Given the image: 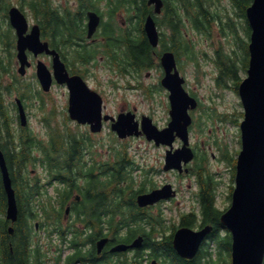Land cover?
Wrapping results in <instances>:
<instances>
[{
  "label": "flooded vegetation",
  "instance_id": "obj_1",
  "mask_svg": "<svg viewBox=\"0 0 264 264\" xmlns=\"http://www.w3.org/2000/svg\"><path fill=\"white\" fill-rule=\"evenodd\" d=\"M74 1L76 4L75 9L70 7L69 2L60 4L59 0H42L41 16L39 19L36 18V22H30L31 27L29 31L33 25L38 24L40 26L41 39L47 44V49H44V51L38 54L28 50L31 66L28 67L27 74L25 75L27 76L29 73L33 72L32 78L37 82L38 89L30 92L26 90V93L23 95L17 92V94L14 95V100L11 101L9 106V110L14 114L15 123H17V137H19V135L21 136L22 131L25 130L27 132L29 131L28 135L31 134L33 137L37 138L35 134L30 133L33 129V120L40 129L42 128L47 132V136H49L50 130L59 129L62 131L63 136L66 137L63 141L64 145L70 146L74 144V150L77 152L82 149V158L79 161H73L75 162L74 171L79 170L80 166H82L86 169H91L92 172L91 176H89L90 173L87 171L83 170L80 172L81 175H77L75 181L72 182V185L76 186L74 189L71 188L69 181L52 176L48 170L43 177L39 174L33 175L34 177H32L31 181L35 180V182L38 183L39 190L35 195L34 201H32L30 205L34 204V207L43 209H50L51 204L59 207L63 205V208H61L63 209V217L58 223L59 233L54 240L57 244L49 241L48 246L45 247L46 253L49 254V258L53 264H162L160 256L161 252L165 253V251H161L160 247L157 245L164 238L170 236L172 232L174 233L176 224H171L169 220L161 219L160 206L165 202L178 199L181 190L176 187L175 183L170 182L177 191L175 197L140 206L137 203L138 195L150 192L169 182L163 181L157 183L153 179L156 170L150 168L139 182V192L136 196L134 195L137 209L142 213L141 218H125L119 213L116 217H113L114 206L122 200L126 203L130 198L126 196L130 194L127 189V181L123 183L124 195L117 192L114 193V195L112 194V190H108L109 188L107 189L105 187L111 174L110 171L113 159H116L114 153L116 151H123V149L114 148L112 144L106 142L103 144L104 147L101 148L100 146L103 141L92 137L102 134L107 127L111 129L113 124L112 117L117 118L122 112L132 111L139 120H141L145 114L139 115L136 107L128 108L129 104L118 106L116 110H111L107 92L103 88L105 82L100 80L92 69L99 65V61H102L104 62V67L111 69L113 73L111 75H115L110 77V80H108L109 83L118 84L119 81L117 79L121 80L129 76L132 77V79L128 80L130 83L128 86L136 88L142 85V81L139 80L141 73L132 69L129 74H123L111 61L109 56L110 52L108 51L110 47L109 41L111 39L109 31L112 25V20L108 15L111 7V0ZM46 7L50 9L51 13L53 12L52 14L54 16L64 17L67 12H69L71 17L80 19V21L82 20L81 25L83 31L80 29V31H73V34H71L64 23L59 25L60 22H56L53 18L52 20L49 18L50 12L45 11ZM90 11H95L100 16L99 26L92 37H88ZM80 12L83 13L80 15ZM0 14L6 16L7 24L10 25L8 12L5 13L0 11ZM78 16H80V18H78ZM124 25H126V20ZM11 30L14 35L12 59H15L18 66L19 62L16 49L18 37L13 27H11ZM1 35L2 33H0V41L3 39ZM96 49L99 50V52L95 55ZM57 56L65 63L71 76L76 74L81 75L86 83L101 96L102 117L108 116V119L103 120V130L101 132H92L91 124L81 123L77 119L71 117L69 87L67 83L58 82L54 75V63ZM39 61H43L46 64L53 76L50 89L48 90L41 87L37 77L36 69ZM159 67L162 69L161 65H159ZM151 69H153V67L148 70ZM162 74H164L163 69ZM147 75L149 76V73ZM113 77H115V79H113ZM16 78L17 75L11 74L10 83H12L13 86L15 85V88H20L17 83L13 81ZM134 78L137 80V83H134ZM158 85L160 86V81ZM55 88H58V93L54 91ZM22 89L25 90V88ZM4 94L6 96L7 93L4 92ZM4 94L2 95L4 96ZM2 95H0L1 99ZM18 97L22 100L28 116V123H26V126L21 125L20 122L19 107L15 101ZM167 100L169 101V93ZM3 109H6L5 102L0 100V111ZM35 110H39L41 114L35 113ZM147 114H149L148 111ZM71 124H75L78 128L84 127L87 131L79 134L71 129ZM61 126H64V129L68 131L62 130ZM34 132L40 137L35 130ZM72 134L75 135L76 138H69ZM81 137L84 138L81 139ZM122 141L124 142L125 140ZM48 145L52 149L51 138H49L46 146ZM81 146L83 147L81 148ZM46 149L47 148H45V150ZM32 152L39 160L44 156V150L41 148L37 149L34 147ZM77 152L75 153L76 155ZM32 171H35V169ZM150 173L151 175H149ZM175 174L184 178V174H179L177 172H175ZM92 178L99 180V182H94L93 186L105 187L102 189V193L104 194L97 197L96 193H94L90 201L85 202L84 191H86L87 187L92 185ZM197 185H199L198 180ZM51 186L54 187L52 193H49ZM190 186L192 185L190 184ZM79 187L82 190L78 189ZM198 192L199 191L194 193L196 199H199ZM5 211L6 204L3 214L5 217L2 220L7 221ZM178 224L179 226H185L182 224L181 220ZM10 225L11 222L6 225L7 232H9L8 227ZM37 229H40V225H37ZM46 232L49 233L50 228H47ZM102 241L103 245L100 247ZM9 245L11 247V241H9ZM163 264H167V262ZM168 264H172L170 260Z\"/></svg>",
  "mask_w": 264,
  "mask_h": 264
},
{
  "label": "trees",
  "instance_id": "obj_2",
  "mask_svg": "<svg viewBox=\"0 0 264 264\" xmlns=\"http://www.w3.org/2000/svg\"><path fill=\"white\" fill-rule=\"evenodd\" d=\"M164 1V12L162 17L156 16L159 27L164 26L170 30L163 29L161 32V43L163 49H171L175 51L177 58L180 60L183 54L188 55L192 60L195 59V50L191 46V43L187 39V33L189 26H192L196 30L207 31L209 27L214 23V19L217 17L213 15L209 7L212 5L213 0H163ZM253 0H231V3L239 8V14L246 18L248 25V32L250 35L251 28L247 21L246 9L252 3ZM42 0H22L20 5L22 9L25 5L35 13L36 17L40 18L42 10ZM4 9V6L0 7ZM46 7L45 11H49V18L56 22L65 24L66 28L73 34V31H83L80 19L71 17L69 12L62 17L54 16L50 9ZM237 9V8H236ZM2 12V11H1ZM7 13V7L4 9ZM120 12H125L127 17L131 21L130 26L122 28V26L116 22L115 18ZM153 9L148 5L147 0H111V7L108 15L112 20L111 29L109 35L111 39L109 41L110 58L112 63L118 67L123 73H127L132 69H135L138 73L145 69L155 67L157 64L156 57L161 53L159 49H155L149 43V40L144 31V21L148 14H152ZM83 12H80V15ZM55 14V13H54ZM56 15V14H55ZM72 15V14H71ZM6 17V16H4ZM80 18V16H78ZM220 21L223 20L220 18ZM227 23L232 26L235 22L231 19ZM11 28H7L2 31V37L0 41V95L5 90L10 92L15 90L11 86H3V75L11 69V62L7 61L3 57V52L12 51L11 42ZM249 44V43H248ZM99 52L96 49L95 55ZM216 62L219 65V76L218 82L224 84L229 78L234 79L235 89L238 90L241 82L240 69L243 71L248 68L249 64V49L247 45L248 59L242 67H239L236 62V51L230 53L226 51L222 46L216 50ZM8 59V58H7ZM226 80V81H225ZM17 89V88H16ZM2 102L4 96L2 95ZM243 115V114H242ZM14 117L11 112L3 109L0 111V147L5 153L7 164L10 170L13 185L16 189L17 200L19 206L18 219L14 223L13 235L9 234L6 230V225L10 223L8 220L0 219V264H46L43 261V253L39 240L35 241V222L40 220L41 224L46 226H52L49 234H53L58 231V223L63 217V205L61 207L51 204L50 209H43L30 205L35 199V195L39 190V185L35 180L31 181L29 178V164L36 162L38 159L32 154L34 147L41 148L44 150L43 158L40 160L43 165L47 168L48 172L52 176L65 181H69L71 188L74 189L76 186L72 185L77 175L80 172L87 171L92 175L91 169H86L80 166L79 170L74 171L73 161H79L81 156V150L79 152L74 150V144L66 146L63 144L64 137L60 130L51 131V146L52 149L46 146L45 142L38 140L28 132H22L21 136L17 137L16 128L14 124ZM31 133V132H30ZM69 138H76L75 135H71ZM84 137H81L83 139ZM83 146H81L82 148ZM45 148H47L45 150ZM68 148V149H67ZM77 149V148H76ZM77 152V155L75 154ZM116 159H114L110 177L107 181L106 188L112 190L114 193H122L124 195L123 183L128 182L127 189L129 198L126 203L125 201H119L113 208V217L119 213L125 218H141L142 213L137 209L135 202V196L139 192L138 189L133 188V178L130 174L131 162L126 153H116ZM207 157L205 155H198L193 171L198 176V182L200 186L199 192V203L200 207L198 211L192 210L182 216L181 222L185 226H203L205 224H211L213 231L210 235V240L216 241L217 244V255L214 257L213 251L210 250V243L200 249L197 255L193 259H185L180 257L173 248V232L170 236L164 238L157 246L160 247L161 252L160 258L167 260L172 264H219L220 262L226 261L230 264L228 256L231 253L232 236L229 230L220 222V216L222 210L216 206V192L215 185L217 181L208 172L205 167ZM197 162H201L198 166ZM236 162L237 158L234 159L233 163V181L236 174ZM78 171V172H77ZM77 172V173H76ZM81 175V174H80ZM94 182H99L98 179L92 178V185L86 188L84 191L85 202L90 199L96 193V196H102V189L105 187H95ZM100 185V183H99ZM103 185V184H102ZM104 186V185H103ZM82 190L80 187L78 188ZM106 192L108 193V190ZM234 189V185H231V193ZM115 195V194H114ZM135 195V196H134ZM5 191L2 184V178L0 173V213L4 212L6 204ZM232 197V194L230 198ZM125 205V206H124ZM127 205V206H126ZM48 228V227H47ZM221 231L224 235H221ZM11 241V247L9 245ZM35 241V242H34Z\"/></svg>",
  "mask_w": 264,
  "mask_h": 264
},
{
  "label": "water",
  "instance_id": "obj_3",
  "mask_svg": "<svg viewBox=\"0 0 264 264\" xmlns=\"http://www.w3.org/2000/svg\"><path fill=\"white\" fill-rule=\"evenodd\" d=\"M2 0H0L1 3ZM154 5V13H161L163 0H147ZM10 21L18 35V58L21 63L19 72L26 73L30 65L27 50L38 54L47 49V44L41 41L39 25H34L27 33L29 23L26 15L18 6L9 10ZM246 16L251 28L249 42V66L247 76L240 82L238 92L244 108V118L241 122V150L237 157L235 187L232 192L230 207L220 216L221 224L232 236L231 264H264V0H253L246 9ZM100 23L96 12L89 13L88 35L91 37ZM144 31L153 47H157L160 31L153 14H148L144 21ZM165 70L162 84L170 91L169 124L160 129L149 116L142 119V130L139 122L131 112L122 113L113 123V129L120 137L140 135L144 133L149 140H155L157 145H169L166 151L165 170L178 169L184 171L195 153L190 146L189 126L192 123L190 109L198 105L195 97L185 89V78L181 76L177 66L176 55L167 50L161 56ZM55 78L60 83H67L70 90V115L82 123H91L93 131L102 128L101 96L92 90L79 75L70 76L60 57L55 58ZM38 78L44 89H50L52 75L48 67L39 62ZM22 123L26 124V114L18 99ZM180 138L183 145L174 150V141ZM185 171H189L186 168ZM0 172L2 183L7 195V218L13 223L17 221L19 208L16 191L3 150L0 148ZM176 195L171 184H165L149 193L137 197L140 206L153 204L160 199ZM14 227H9L13 233ZM213 230L212 225H206L200 230L181 227L174 234V247L184 258L194 257L205 237ZM103 241L100 243V247Z\"/></svg>",
  "mask_w": 264,
  "mask_h": 264
},
{
  "label": "rangeland",
  "instance_id": "obj_4",
  "mask_svg": "<svg viewBox=\"0 0 264 264\" xmlns=\"http://www.w3.org/2000/svg\"><path fill=\"white\" fill-rule=\"evenodd\" d=\"M20 1L4 0V3L9 4V6H20ZM59 2L60 4L69 2L71 8H76L74 0H59ZM23 9L30 22H36V16L32 9L27 5ZM209 9L214 16L215 14L217 15L214 19L216 21L212 23L207 31H199L189 26L187 39L195 50V53L190 51L191 55L195 54L196 57L192 60L188 55L183 54L179 60V67L186 79L185 86L187 90L191 94H195L201 102L199 108L191 111L194 118V125L192 124L190 130L192 146L199 152L197 154L207 157L205 167L217 181L215 185L216 206L218 209L224 211L231 204V185L235 184L232 174L233 163L241 149L239 121L243 119V115H239V112H243V106L238 90L234 87V79L229 78L224 84L218 82L219 65L215 61L217 57L216 50L222 46L230 53L236 51L234 57H236L238 66L242 67L248 59L247 45L250 35L246 18L242 14H239V8L235 7L231 3V0H213ZM220 18L223 20L222 22ZM117 19L118 23L124 26L125 20L127 21L128 17L124 13L119 14ZM229 19L235 22L232 28L227 23ZM6 27H8L7 19L0 14V30ZM163 29L168 30L166 26L161 28V30ZM168 34H170V30H168ZM7 55L10 58V52H3L4 59H6ZM157 60L159 61V59ZM99 62L100 66L97 65L92 70L100 80L105 82L103 88L107 92L111 110H116L118 106L129 104L128 108L136 107L139 115L147 114L148 111L159 127L167 125L170 120V107L167 100V90L158 87V83L163 75L159 65L151 70L146 69L140 72L142 76H139V80L142 81V85L136 88L128 86L130 85L128 80L132 79L129 76L121 80L117 79L119 81L118 84L109 83L110 77L115 75H111L113 73L110 68L104 67V62ZM17 67L16 61L13 58L10 74L6 73L3 76L4 86L10 85L11 74L17 75V85L20 88H26L28 92L31 91V86L32 88L38 86L35 79L32 78L33 72L22 78L17 71ZM148 73L149 76L147 75ZM240 76L243 80L247 76V69L244 71L240 69ZM135 82L137 83V80L134 78ZM150 87L153 91L149 90ZM54 91L58 93L59 90L55 88ZM15 94H17L15 90L6 94L5 107L8 111ZM35 113L41 114L39 110H35ZM32 128L40 137L47 139V132L42 128L40 129L34 120ZM61 129L68 131L64 129V126H61ZM71 129L79 134L87 131L84 127L78 128L75 124H71ZM92 138L103 141L100 146L101 148L104 147L103 144L106 142L112 144L117 149H123L127 152L129 159L132 161L130 174L134 180V187L139 186L142 177L150 168L156 170L153 179L157 183L163 181L175 183L176 187L181 190L179 198L171 202H165L160 206L163 218L169 220V223L178 224L182 212L190 211L194 208L199 209V199H196L194 196V193L198 191L197 176L189 174L181 178L175 172L163 171L166 146H156L143 135L124 139L125 141L123 142V139H119L109 127L102 134L93 136ZM174 146H181V141L177 140ZM200 164L201 162H197L196 165L199 166ZM192 165L195 166V163H192ZM29 169L31 170V177H34V174H39L42 177L46 175L41 164H31ZM33 169L35 171H32ZM53 187H50L49 193H52ZM38 235L44 236L43 240L41 238L40 243L43 248L47 247L48 241L42 231L38 232ZM228 260H230L229 256ZM46 264H53V262L49 261ZM219 264L227 263L224 259Z\"/></svg>",
  "mask_w": 264,
  "mask_h": 264
}]
</instances>
